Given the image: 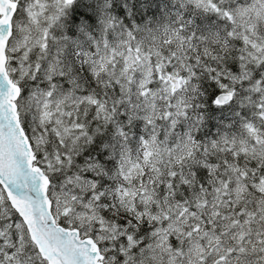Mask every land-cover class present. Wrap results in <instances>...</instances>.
Masks as SVG:
<instances>
[{"label":"snow or ice","instance_id":"obj_1","mask_svg":"<svg viewBox=\"0 0 264 264\" xmlns=\"http://www.w3.org/2000/svg\"><path fill=\"white\" fill-rule=\"evenodd\" d=\"M0 264H264V0H0Z\"/></svg>","mask_w":264,"mask_h":264}]
</instances>
